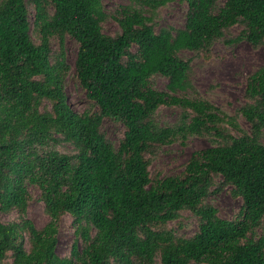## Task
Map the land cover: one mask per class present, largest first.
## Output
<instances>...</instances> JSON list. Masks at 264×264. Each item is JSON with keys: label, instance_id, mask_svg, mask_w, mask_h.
I'll list each match as a JSON object with an SVG mask.
<instances>
[{"label": "trees", "instance_id": "trees-1", "mask_svg": "<svg viewBox=\"0 0 264 264\" xmlns=\"http://www.w3.org/2000/svg\"><path fill=\"white\" fill-rule=\"evenodd\" d=\"M182 1V27L155 30L152 16L166 0H128L111 13L101 0H0V212L23 215L32 184L48 215L39 229L26 218L0 222V264L8 253L10 264H264V237L249 235L264 219V64L246 76L234 115L179 94L192 89L190 61L179 51L208 52L236 24L242 28L224 43L261 44L264 0ZM107 17L118 25L114 35L103 32ZM66 35L78 42L75 74L89 103L80 113L68 104L56 72L63 62L54 63L50 46L56 36L62 56ZM155 75L167 79L164 90L153 86ZM161 105L181 108L174 125L154 122ZM104 119L123 125L117 145L102 132ZM190 135L212 144L191 152L180 174L152 178L151 148ZM60 140L75 153L50 146ZM217 175L241 199L235 219L205 202ZM184 209L198 220L192 236L158 228ZM64 214L73 218L75 240L61 257Z\"/></svg>", "mask_w": 264, "mask_h": 264}, {"label": "rangeland", "instance_id": "rangeland-1", "mask_svg": "<svg viewBox=\"0 0 264 264\" xmlns=\"http://www.w3.org/2000/svg\"><path fill=\"white\" fill-rule=\"evenodd\" d=\"M103 8L108 13L113 12L120 5L128 3V0H101ZM52 12V9H48ZM187 5L182 0H166L165 4L159 6L153 16L152 23L155 30L160 27L172 26L182 27L184 23ZM29 14L32 20V38L38 42L33 19L34 9L29 5ZM242 25L236 24L225 30L224 38L215 40L208 52H192L189 50L179 51V55L190 61L189 81L192 89H188L184 94L190 98H202L219 106L230 115L236 114V109L244 102L243 90L245 78L256 68L264 64V41L252 46L246 40L236 41L230 44L224 43V39L235 37ZM103 32L114 35L119 28L113 18L107 17L102 26ZM50 46L55 58L54 63L62 61L61 67H56V72L60 74L63 90L66 94L68 104L72 111L80 113L89 107L84 91L79 85L75 74V58L78 50V42L70 35H66L62 47L63 55H59L60 45L56 36L50 37ZM167 79L162 75H155L152 84L156 89L164 90ZM44 107H49L50 102L43 101ZM181 113L179 106L161 105L155 112L153 119L159 125L172 126L177 122ZM239 126L249 129L248 122L237 115ZM104 135L115 145L123 137L124 127L121 123L104 119L101 125ZM232 130V129H231ZM237 134L236 130H232ZM212 144L209 136L190 135L185 141L176 139L170 144L157 145L151 148L146 154L149 159V173L152 178L180 174L191 152L205 148ZM58 151L73 154L75 147L71 142L60 140L59 143L50 144ZM214 189V190H212ZM28 191L30 200L27 210L20 216L17 210L11 209L7 212H0V222L6 224L10 221H20L22 218L28 219L35 228H41L48 220V215L44 210V205L40 200V190L37 186L29 184ZM205 202L217 208L218 215L226 219H235L241 203L240 197L231 193L228 184H224L219 175L214 177L213 185ZM198 227L197 217L188 209L180 211L176 219L170 220L158 228L171 231L175 237H190ZM75 224L73 218L64 214L58 224L56 253L58 256H69L71 254L73 242L75 240ZM253 238L264 237V219L249 232ZM24 246L28 248L29 242L27 234H24ZM81 240L77 243V250L81 249ZM12 257L8 253L4 262L10 264ZM154 264H160L156 258ZM195 264V263H194ZM210 264V263H199Z\"/></svg>", "mask_w": 264, "mask_h": 264}]
</instances>
